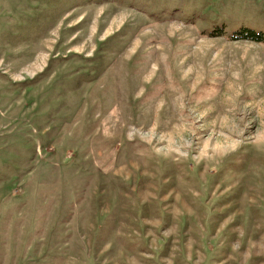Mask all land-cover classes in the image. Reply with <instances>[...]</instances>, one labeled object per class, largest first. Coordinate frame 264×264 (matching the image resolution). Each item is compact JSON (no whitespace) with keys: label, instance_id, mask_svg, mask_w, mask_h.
<instances>
[{"label":"rangeland","instance_id":"1","mask_svg":"<svg viewBox=\"0 0 264 264\" xmlns=\"http://www.w3.org/2000/svg\"><path fill=\"white\" fill-rule=\"evenodd\" d=\"M246 29L264 0H0V264H264Z\"/></svg>","mask_w":264,"mask_h":264},{"label":"trees","instance_id":"2","mask_svg":"<svg viewBox=\"0 0 264 264\" xmlns=\"http://www.w3.org/2000/svg\"><path fill=\"white\" fill-rule=\"evenodd\" d=\"M242 36H244L245 39H249L251 41H255V40H259V39H264L263 33H256L255 31L250 30V29H246V31H244L242 33Z\"/></svg>","mask_w":264,"mask_h":264}]
</instances>
